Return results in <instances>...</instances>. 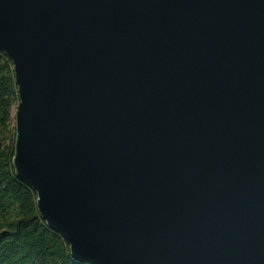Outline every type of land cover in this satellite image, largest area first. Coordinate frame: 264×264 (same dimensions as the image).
<instances>
[{
    "label": "water",
    "instance_id": "water-1",
    "mask_svg": "<svg viewBox=\"0 0 264 264\" xmlns=\"http://www.w3.org/2000/svg\"><path fill=\"white\" fill-rule=\"evenodd\" d=\"M14 167L88 264H264V0H0Z\"/></svg>",
    "mask_w": 264,
    "mask_h": 264
},
{
    "label": "trees",
    "instance_id": "trees-1",
    "mask_svg": "<svg viewBox=\"0 0 264 264\" xmlns=\"http://www.w3.org/2000/svg\"><path fill=\"white\" fill-rule=\"evenodd\" d=\"M19 104L13 63L0 52V264H88L49 229L37 194L18 180L14 167Z\"/></svg>",
    "mask_w": 264,
    "mask_h": 264
},
{
    "label": "rangeland",
    "instance_id": "rangeland-1",
    "mask_svg": "<svg viewBox=\"0 0 264 264\" xmlns=\"http://www.w3.org/2000/svg\"><path fill=\"white\" fill-rule=\"evenodd\" d=\"M16 113V109L14 110V114Z\"/></svg>",
    "mask_w": 264,
    "mask_h": 264
}]
</instances>
